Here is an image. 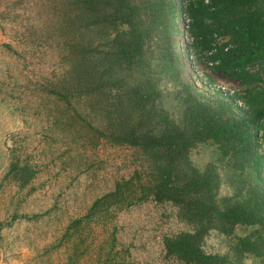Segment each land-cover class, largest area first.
I'll return each instance as SVG.
<instances>
[{
    "label": "trees",
    "instance_id": "trees-1",
    "mask_svg": "<svg viewBox=\"0 0 264 264\" xmlns=\"http://www.w3.org/2000/svg\"><path fill=\"white\" fill-rule=\"evenodd\" d=\"M57 2L71 77L62 98H84L98 135L141 156L140 168L67 230L90 227L103 207L151 198L174 205L190 227L164 237L167 256L182 264H245L249 257L264 264V0ZM198 64L240 89L207 88L213 78L203 72L212 93L201 90ZM200 144L213 147L201 169L190 158ZM8 175L26 187L34 171L12 157ZM222 183L231 194L220 195ZM238 227L246 233L236 234ZM211 230L228 238L226 253L204 250Z\"/></svg>",
    "mask_w": 264,
    "mask_h": 264
},
{
    "label": "rangeland",
    "instance_id": "rangeland-1",
    "mask_svg": "<svg viewBox=\"0 0 264 264\" xmlns=\"http://www.w3.org/2000/svg\"><path fill=\"white\" fill-rule=\"evenodd\" d=\"M60 7L57 0H0V264H182L166 255L163 239L190 227L169 202L149 198L120 209L103 207L90 227L67 230L94 200L140 168L141 156L98 135L84 98L75 96L70 104L62 98L71 77ZM195 68L201 90L212 93L202 85L203 72L217 87L240 89L202 64ZM184 74L191 79L188 64ZM161 87L166 91L170 84ZM166 107L177 116L176 107ZM212 152L200 144L190 158L201 169ZM12 157L34 171L26 187L8 175ZM229 194L222 183L220 195ZM228 245L215 230L203 243L206 252L221 254ZM245 264L259 263L249 257Z\"/></svg>",
    "mask_w": 264,
    "mask_h": 264
},
{
    "label": "built area",
    "instance_id": "built-area-1",
    "mask_svg": "<svg viewBox=\"0 0 264 264\" xmlns=\"http://www.w3.org/2000/svg\"><path fill=\"white\" fill-rule=\"evenodd\" d=\"M205 86L207 87V88H210V87H215V88H218V89H220V90H222V91H224V92H228L229 94H231L232 92H233V90H231V91H227V90H225V89H223V88H221V87H217V86H215L214 84H209V83H205ZM239 105L241 104L240 102H237Z\"/></svg>",
    "mask_w": 264,
    "mask_h": 264
}]
</instances>
